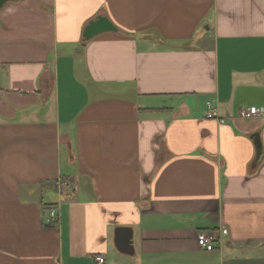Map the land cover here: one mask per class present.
I'll use <instances>...</instances> for the list:
<instances>
[{
	"label": "crops",
	"instance_id": "0c3cea01",
	"mask_svg": "<svg viewBox=\"0 0 264 264\" xmlns=\"http://www.w3.org/2000/svg\"><path fill=\"white\" fill-rule=\"evenodd\" d=\"M262 107L264 0L7 3L0 264H264Z\"/></svg>",
	"mask_w": 264,
	"mask_h": 264
},
{
	"label": "water",
	"instance_id": "95a60500",
	"mask_svg": "<svg viewBox=\"0 0 264 264\" xmlns=\"http://www.w3.org/2000/svg\"><path fill=\"white\" fill-rule=\"evenodd\" d=\"M16 1L19 0H0V10L7 3ZM109 32H117V28L108 18L99 16L95 21L90 22V24L86 27L84 31V39L85 41H90L96 36ZM118 234L116 248L122 253L129 255L133 254L132 230L124 228L119 230Z\"/></svg>",
	"mask_w": 264,
	"mask_h": 264
},
{
	"label": "built area",
	"instance_id": "2783aa9c",
	"mask_svg": "<svg viewBox=\"0 0 264 264\" xmlns=\"http://www.w3.org/2000/svg\"><path fill=\"white\" fill-rule=\"evenodd\" d=\"M206 106L209 111L208 116L212 118H217L218 117L217 110L213 107L212 102L208 101L206 103ZM242 116L245 119L264 117V107L244 110L242 112ZM50 218H51L50 222L52 221V223H56L58 221L59 215L56 209L51 210ZM197 242L200 248L207 250L209 252L215 249V239L213 236H210L208 234H200L197 238ZM96 260H97V264H105V259L103 257H98Z\"/></svg>",
	"mask_w": 264,
	"mask_h": 264
}]
</instances>
